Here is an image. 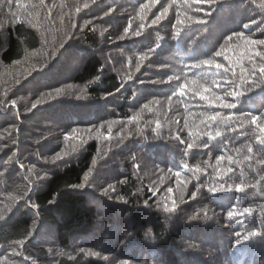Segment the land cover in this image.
<instances>
[{
  "label": "trees",
  "instance_id": "16d2710c",
  "mask_svg": "<svg viewBox=\"0 0 264 264\" xmlns=\"http://www.w3.org/2000/svg\"><path fill=\"white\" fill-rule=\"evenodd\" d=\"M240 36L264 0H0V264H264V78L226 71L264 45Z\"/></svg>",
  "mask_w": 264,
  "mask_h": 264
},
{
  "label": "snow or ice",
  "instance_id": "6c2138e0",
  "mask_svg": "<svg viewBox=\"0 0 264 264\" xmlns=\"http://www.w3.org/2000/svg\"><path fill=\"white\" fill-rule=\"evenodd\" d=\"M42 3H43V0H41V4ZM167 11H168V9L165 8L164 11L161 13V15L160 16H157V18H156L157 21L160 20L164 16V14L167 13ZM188 19L191 20L192 18L191 17H188ZM154 23H155V21H154ZM178 23H183V21L182 20H178ZM245 27H247V25ZM239 38L244 39L245 42H246V44L249 45V46H253V45H264V40H249L246 37H242V36H240ZM222 55L225 57V59H228V56L226 55L225 49H223V48L220 51L216 52V54H215L216 57H220ZM245 57H247V62L249 64H251L252 67H251V69H246L245 67H243L242 64L240 65V73H239L240 80H241V82L243 84V83H245L247 81V79L249 77H253L252 84H255L256 83L255 77L257 76V68L259 70V77L260 78H264V56H261L260 62L257 63L253 59V57L248 54V52L246 50L243 55H241V56H239L237 58V60H233L232 61L230 67L228 69H226V71H232L233 74H234V76H235V68H236L237 64L239 63V61L244 60ZM201 65H214L217 69H220V68L224 67V65L218 63L215 60V58H208V59H204V60H199L195 64H193L191 67H199ZM41 67H43V65H41ZM261 82H264V79H262ZM231 83L232 84H235L236 83L235 79H233L231 81ZM193 84H195V82H193ZM181 87L183 89L185 86L182 85ZM201 87H202V85H196L195 87H192L191 85H189L188 86V91H192L195 94L200 95V97H201L202 100H207L210 103L212 102V100L214 98L216 101H219L221 104H223V106L226 107V108H232L233 107L232 104H224L223 100L219 96L210 97L208 95L201 94V92H200V88ZM249 90H251L250 87H249ZM205 91H207V90L205 89ZM61 95H64V93L60 89H56L54 94L53 93H48L47 94V96H48L49 99H53L55 96H61ZM230 95H238V93L233 92V93H230ZM169 99H171V97H169ZM0 103H3V101H0ZM40 103H41V101L38 100L36 102V104H33V108H35ZM218 115H219V113H213L212 115L206 116L205 119L208 120V121L215 120ZM242 119H245L246 120L247 117L246 116H243V114H242ZM251 119H252V122H255L256 119H257V117L252 116ZM261 130L264 131V129H261ZM75 132H76V130L73 129V133H75ZM189 147H192V145H189ZM205 147H207V145H205ZM249 150L251 151V149H249ZM177 175H179V173H177ZM83 186H84L83 184H79V185H75L73 187L80 188V187H83ZM239 187L240 186L237 185V188H239ZM211 191L215 192L216 189L213 188V189H211ZM193 195L195 196V193H193ZM120 199H123V198L121 197ZM247 211H248V209H245V212H247ZM228 216L229 217H232L233 216V213L232 212H229L228 213ZM30 235H31V233H29V236ZM239 235L240 234L237 233V236H239ZM255 235H256V233H254V232H250L249 233V236H255ZM245 239H247V237H245ZM239 242L240 241L238 240L237 243H239ZM19 243L20 244H23L24 242L23 241H19Z\"/></svg>",
  "mask_w": 264,
  "mask_h": 264
}]
</instances>
